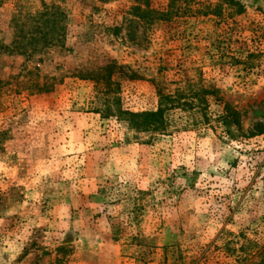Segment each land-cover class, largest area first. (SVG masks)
Here are the masks:
<instances>
[{"label": "rangeland", "instance_id": "1", "mask_svg": "<svg viewBox=\"0 0 264 264\" xmlns=\"http://www.w3.org/2000/svg\"><path fill=\"white\" fill-rule=\"evenodd\" d=\"M43 4L62 41L19 55ZM107 66L123 110L181 93L164 131L97 111ZM0 264H264V0H3Z\"/></svg>", "mask_w": 264, "mask_h": 264}, {"label": "trees", "instance_id": "2", "mask_svg": "<svg viewBox=\"0 0 264 264\" xmlns=\"http://www.w3.org/2000/svg\"><path fill=\"white\" fill-rule=\"evenodd\" d=\"M3 0H0V7ZM64 17L58 6L43 4L41 10L25 16H14L12 27L14 29L12 51L19 55H25L31 49L32 53L39 52L45 47H51L60 43L64 36L63 27L60 25ZM111 66L79 76L80 79L93 81L96 93L104 97L103 110H97L103 117L115 116L130 130L136 132H162L165 130V113L176 107H180L181 93L170 95L158 92V108L154 112L133 113L123 110L116 98L117 83L112 81ZM224 120L233 119L238 124V113L227 109ZM227 123V122H226Z\"/></svg>", "mask_w": 264, "mask_h": 264}]
</instances>
